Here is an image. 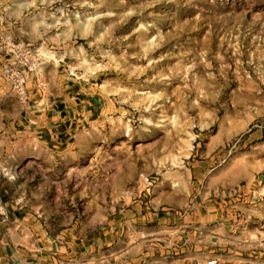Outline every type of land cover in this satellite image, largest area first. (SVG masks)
<instances>
[{
    "label": "rangeland",
    "instance_id": "rangeland-1",
    "mask_svg": "<svg viewBox=\"0 0 264 264\" xmlns=\"http://www.w3.org/2000/svg\"><path fill=\"white\" fill-rule=\"evenodd\" d=\"M63 97L54 147L6 133ZM261 187L264 0H0V241L5 214L87 238L133 200L259 215Z\"/></svg>",
    "mask_w": 264,
    "mask_h": 264
},
{
    "label": "crops",
    "instance_id": "crops-1",
    "mask_svg": "<svg viewBox=\"0 0 264 264\" xmlns=\"http://www.w3.org/2000/svg\"><path fill=\"white\" fill-rule=\"evenodd\" d=\"M48 100L43 98L38 113L20 128H7L6 133L46 150L60 143L74 116L70 117V104L64 97ZM258 190L264 192V187ZM124 203L120 215L112 211L107 226L87 238L74 236L72 226L55 230L37 220L29 223L26 216L17 219L5 214L6 220H12L9 234L0 241V264H206L211 259L214 264H264V245L260 244L264 213L234 209L222 213L207 207L198 214L197 227L190 228L173 226L175 215L147 210L140 200ZM118 216L139 225L120 226L118 221L115 225L113 219Z\"/></svg>",
    "mask_w": 264,
    "mask_h": 264
},
{
    "label": "built area",
    "instance_id": "built-area-1",
    "mask_svg": "<svg viewBox=\"0 0 264 264\" xmlns=\"http://www.w3.org/2000/svg\"><path fill=\"white\" fill-rule=\"evenodd\" d=\"M15 87H16V89H18L17 91H21L20 81L15 85ZM214 263H215V260H213V259L206 261V264H214Z\"/></svg>",
    "mask_w": 264,
    "mask_h": 264
}]
</instances>
